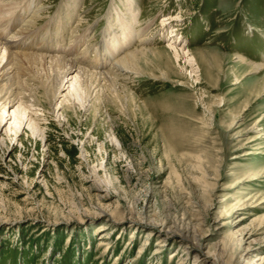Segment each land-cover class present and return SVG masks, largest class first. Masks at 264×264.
<instances>
[{
  "label": "rangeland",
  "instance_id": "1",
  "mask_svg": "<svg viewBox=\"0 0 264 264\" xmlns=\"http://www.w3.org/2000/svg\"><path fill=\"white\" fill-rule=\"evenodd\" d=\"M135 3L117 60L173 31L203 71L168 50L89 95L73 80L52 103L49 76L0 103V264L264 263V68L243 62L264 67V0ZM114 7L131 19L125 0H0V36L109 72Z\"/></svg>",
  "mask_w": 264,
  "mask_h": 264
},
{
  "label": "bare ground",
  "instance_id": "2",
  "mask_svg": "<svg viewBox=\"0 0 264 264\" xmlns=\"http://www.w3.org/2000/svg\"><path fill=\"white\" fill-rule=\"evenodd\" d=\"M125 2L128 3L127 12L130 13V16H131L130 20L127 17V15L124 14L122 11H120V9L117 7H114L112 11L108 13V14H111V12H114L117 18V25L118 27H120L119 32H121V34H117L114 32L115 29L113 28L112 22L115 21V18L114 17L112 18V16H109L108 17L109 30L107 31L108 34H107V37L105 38V48L106 49L104 53L106 54L104 55V59H102L104 63H107L109 60L110 61L113 59L115 60L113 67L111 68V70H109V72H97V71L85 70L82 67H80V65L77 64L75 61H72V59L65 57L63 55L62 56H58V55L46 56V55L37 54L35 53V51H33V49L30 50L29 42L25 41L23 38L26 35L24 36L21 30H18L17 33H15L14 35H17V36L23 35L22 38L20 39L17 38L14 40H13V37H11L12 39L10 38L11 40L8 39L7 34L3 33L0 36V103L3 104V110H4L3 113H6L9 108L14 107L15 104L18 103L19 101H22V104L24 105L28 103V102H25V101H29L26 98L34 97L33 87L37 85L42 79H44V77L46 78H48L49 76L56 77V80L54 82V87H55L54 93L51 99L52 103L58 100V97L65 89L66 84L70 83L73 80H75L76 84L79 85L80 88L84 90L86 94L89 95L93 93L91 92L92 89L95 92L96 88L99 87L100 84L103 82L106 85L110 83H115L113 82V79L111 76H114L117 74L125 75L126 73H130V72L140 73V71L136 68V61H137L138 56L146 57L147 55L149 56L151 55L155 57L157 62L161 63L163 61L164 63V60L166 58L163 54H167L169 52L168 50H170L172 54H175V57L177 59L185 60V63L188 64L189 68L193 66H197L200 72L203 71L201 70V68L203 67V63H206L204 62L206 58L203 56V54L195 55L193 51L187 52V50L183 49L182 47H179L177 44H181V42L183 41L182 37L178 38V35L175 34L173 31L170 33L169 39L167 40L170 43L169 47H166V48L163 47L160 49L158 48H139V49H135L133 51L127 52L124 56H122L119 60H117L116 56L119 57L118 54L122 50H125L127 46L131 45V42L134 41V37L136 36L135 24L138 21L137 20L138 11L136 7L137 5L135 3V0H125ZM5 10L6 9H4L3 11ZM32 48L34 47L32 46ZM212 58H213V55H212ZM243 62L248 64L252 68V72H256L264 68L262 66L253 65L245 61ZM189 73L193 74L192 71L191 72L189 71ZM161 75L163 79L167 80L168 76L165 72H162ZM115 77H118V76H115ZM179 85L181 86L184 84H179ZM35 102H36V99H35ZM66 102L67 100H63L62 102H60L61 109L65 108L64 106H66L65 105ZM35 106H38V105L36 103L30 105V107H35ZM25 107L24 109H22L20 117L21 115H23L24 117L25 113L27 112ZM37 111L38 109H35V112ZM5 119L6 118L4 117V114H3L1 116V120H5ZM32 120L33 119H31V121ZM245 156H247V154L244 153L240 156H235L234 159H240ZM101 238L109 239V236L103 235L101 236ZM107 244H108L107 240H102L99 242L100 247H104ZM156 253H159V252H156ZM181 264H186V263L182 262ZM211 264H217V263L213 262ZM261 264H264V263H261Z\"/></svg>",
  "mask_w": 264,
  "mask_h": 264
}]
</instances>
